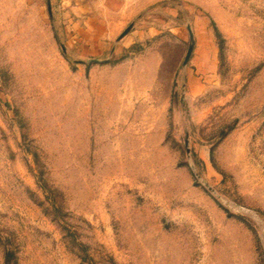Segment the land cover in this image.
I'll use <instances>...</instances> for the list:
<instances>
[{
  "label": "rangeland",
  "instance_id": "rangeland-1",
  "mask_svg": "<svg viewBox=\"0 0 264 264\" xmlns=\"http://www.w3.org/2000/svg\"><path fill=\"white\" fill-rule=\"evenodd\" d=\"M86 1L0 0V264H264V0Z\"/></svg>",
  "mask_w": 264,
  "mask_h": 264
},
{
  "label": "crops",
  "instance_id": "crops-1",
  "mask_svg": "<svg viewBox=\"0 0 264 264\" xmlns=\"http://www.w3.org/2000/svg\"><path fill=\"white\" fill-rule=\"evenodd\" d=\"M26 3H37L41 13H45L41 3H44L47 7V15L52 16L56 12V6L62 5L64 9V17L69 18L68 29L70 33L76 35L80 42L87 44H93L97 42L98 37L103 39V35L107 33H113L112 30L107 29L104 15L95 12L91 8L86 0H21ZM99 15L101 17H99ZM94 42V43H93ZM91 46V45H90ZM91 46V47H92Z\"/></svg>",
  "mask_w": 264,
  "mask_h": 264
},
{
  "label": "water",
  "instance_id": "water-1",
  "mask_svg": "<svg viewBox=\"0 0 264 264\" xmlns=\"http://www.w3.org/2000/svg\"><path fill=\"white\" fill-rule=\"evenodd\" d=\"M192 50H193V47L191 46V47L189 48L188 53H187V56H186V62L189 60L190 55H191V53H192Z\"/></svg>",
  "mask_w": 264,
  "mask_h": 264
}]
</instances>
